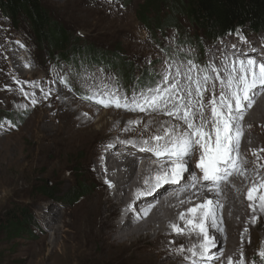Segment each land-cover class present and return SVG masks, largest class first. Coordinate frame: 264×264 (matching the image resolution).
<instances>
[{
	"label": "rangeland",
	"instance_id": "374dc122",
	"mask_svg": "<svg viewBox=\"0 0 264 264\" xmlns=\"http://www.w3.org/2000/svg\"><path fill=\"white\" fill-rule=\"evenodd\" d=\"M40 2L59 24L75 37L80 38L84 45L110 55L118 53V59H123L122 64L127 63L124 68L120 66L125 73L121 76H124L123 79L117 78V73L114 74L105 68L101 69L93 65L86 68L90 72L103 70L105 76H114L120 86L123 80H129L131 72H134L133 76L136 77V69L139 71L141 68L150 71L156 80L159 79L157 72L163 60L167 58L165 53L172 58L178 56L185 62L192 59L201 66L214 63L217 67L221 55L232 53L234 49H238V52L244 49L264 59V30L247 25L231 29L217 39L209 38L203 34L204 32L193 27L183 14L175 18L173 8L169 7L166 0L162 3L155 0L148 6L147 11L143 7L148 0H111V2L109 0H40ZM171 3L173 4V1ZM170 17L173 18L174 24L167 26L165 21ZM17 29H13L0 14V122L5 124V127L0 129V220L20 215L26 221L23 230L18 234L0 233V264H29L37 261L42 251L46 252L53 233L50 232L49 235L43 233L41 209L52 207L56 216H62L90 196L96 188L98 179L96 176L93 182L90 181L84 172V166L89 163L93 167L96 161L104 158V156L100 158L93 156V153L106 149L105 145L113 142L114 149H125V152L130 149L133 153L142 154L134 160L138 168L137 164L139 160L145 158L146 152H140L131 146H123L119 140L132 139L139 143L141 135L147 138L154 132L143 130L147 119L143 113H131L115 108L104 109L82 101L81 86L76 82L75 75L69 71V66L80 72L81 66H84L83 62L78 58L75 61L73 57L71 62L61 61L58 56H48L47 51L38 50L31 42L24 25ZM178 46L182 47V51L176 53L175 49ZM16 48L21 57H26L27 67L23 70L14 69L10 61L13 56L11 50ZM237 55L243 56L240 53ZM217 57L220 59L216 61ZM53 66L58 70L63 66L64 71L53 72ZM59 75L69 76L71 83L68 87L59 83ZM32 81H39L45 90L49 88L53 90L48 99L41 100L35 107L31 105L30 99L25 98L18 90L23 88L26 92H34L39 98L40 89L29 86ZM122 88L129 95L133 90L132 86H122ZM217 91H219L218 86ZM58 101L60 105L67 107L64 112L71 111L83 117L91 114L92 118L88 120L96 133L86 140L82 149L73 154L64 156L59 151L57 153L59 160L56 159L52 165L40 171V165L43 164H30L29 156L35 147V125L38 124L42 113L58 108ZM20 104L25 105L26 114L25 109L17 108ZM62 114L63 112H57V115ZM120 114L139 119L141 124L130 133L122 131L124 129L122 127L117 136L109 129L99 130L103 123L110 124L111 117ZM100 115H107V119L103 122L99 121ZM53 117L52 115L51 119ZM245 129L249 130L248 127ZM256 138L262 139L258 146L264 149L263 135L251 134L248 142L251 143ZM36 203L40 206L37 207ZM144 208L140 210L139 215ZM257 241L251 249L252 253L247 255L243 253L246 264H264V261L254 260L260 258L258 253L261 243L264 242V236ZM67 252L68 250L61 257L70 256V252ZM172 260L162 262L169 263ZM58 264L65 262L60 260ZM109 264L146 263L125 259Z\"/></svg>",
	"mask_w": 264,
	"mask_h": 264
},
{
	"label": "bare ground",
	"instance_id": "6f19581e",
	"mask_svg": "<svg viewBox=\"0 0 264 264\" xmlns=\"http://www.w3.org/2000/svg\"><path fill=\"white\" fill-rule=\"evenodd\" d=\"M234 50L232 53L221 55V59L227 58L228 62L232 63L237 58H246L244 55L238 57V49ZM11 54L13 56L10 61L14 69L23 70L27 67L26 57H21L17 48L12 49ZM218 59L220 57H217L216 61ZM57 105L56 110L41 112L39 122L35 125V147L29 156L30 164H43L40 165V171L58 159L59 151L64 156L73 154L82 149L86 140L96 133L88 120L92 118L91 114L84 118L71 111L64 112L67 107L60 105L59 101ZM57 112H63V114L57 115ZM52 115L54 117L51 119ZM146 118V123L149 120L156 122L150 131H155L159 122L169 120V117L165 116H146ZM106 119L107 115L98 117V120L102 122ZM130 120L135 119L121 114L115 115L111 117L110 124L103 123L99 130L109 129L117 136L118 131ZM117 123L119 128L114 129L113 125ZM80 126L84 127L79 128ZM247 127L249 130L245 129ZM242 128L240 154L247 161L243 164V168L250 170L256 163L264 164V152L258 146L262 139L256 138L251 143L248 142L251 134L252 136L257 134L264 136V93H259L255 97L253 106L246 111ZM59 145L61 147H58ZM254 152L260 155L259 161L253 155ZM140 155L142 154L133 153L130 150L125 152V149H114V147L111 150L100 149L93 153V156H104L103 159L96 161L93 167L89 163L84 166V172L90 181L93 182L97 176L96 188L89 197L65 215L56 216L52 207L44 209L41 207L43 209H41L40 217L43 219L42 231L47 233L46 235L50 232L53 234L46 252L42 251L37 261L32 260L33 262L29 264H58L60 260L65 264H109L125 259L140 260L146 264H189L184 261L183 256L175 254V249L183 248L184 254L190 255L187 249L193 244L198 245L200 237L196 234H178L173 232L170 225L176 224L184 229L185 221L180 219V214L184 213L186 218H191L187 209L203 203L206 199L216 198L215 193L207 189L201 191L199 184L187 191H180L184 183L182 181L181 185H164L150 195L133 201L134 190L137 188L145 190V177L151 176L157 170V165L154 163L156 158L152 153H146L145 158L139 160V164L141 161L146 164V174L136 175L134 160ZM196 159L198 156L191 161V171ZM259 175L264 176V168L259 170ZM185 176L187 177L188 174L186 173ZM105 181L111 183L113 187L109 188ZM256 181L257 176L249 172L245 176L234 174L221 185L218 197L221 207L217 210V215L222 222L223 235L210 229L211 234L219 237L217 248L219 247L223 252L220 260L215 264H227L229 258L235 262L240 257L241 249L245 255L252 253L254 243L264 236V214L257 211L255 213L257 220L254 224L251 223L253 212L249 209V201L246 198L248 189ZM260 191L264 190H258L257 195ZM145 204L152 205L150 214L141 219H134L139 213L134 214L129 211V206L131 205V209H134L137 205L144 206ZM36 206L39 207L40 204L36 203ZM245 227L248 228V232L244 233L242 239L241 233ZM66 250L70 252V256L67 257L65 253L66 257L62 258ZM258 259L254 260L262 261L261 257ZM165 260L172 261L163 263L162 261Z\"/></svg>",
	"mask_w": 264,
	"mask_h": 264
},
{
	"label": "snow or ice",
	"instance_id": "6c2138e0",
	"mask_svg": "<svg viewBox=\"0 0 264 264\" xmlns=\"http://www.w3.org/2000/svg\"><path fill=\"white\" fill-rule=\"evenodd\" d=\"M181 51V46L175 49L176 53ZM233 54L235 55V50ZM165 55L167 58L157 72L159 79L154 84L143 87L134 85L130 95L114 76H105L101 69L90 72L82 65L80 72H76L71 66L69 71L75 75L76 82L81 86L82 101L104 109L115 108L143 113L145 116L169 117L168 121L159 122L155 131L147 138L141 135L139 143L132 139L119 140L123 146L152 153L156 158L154 163L157 170L151 176L145 177V190L138 189L133 196L139 200L164 185H181L182 181L184 183L180 191H187L199 184L201 191L207 189L215 193L216 198L206 199L203 203L187 209L191 218H186L184 213L180 214V219L185 221L184 229L176 224L170 225L173 232L196 234L200 237L198 245L193 244L187 249L190 255H185L183 248L175 249L176 255L183 256L184 261L189 264H215L223 252L217 248L219 237L211 234L210 229L223 235L222 222L217 215V210L221 207L218 200L221 185L234 174H255L257 181L248 189L246 197L249 201L248 207L253 212L250 222H256L257 211L264 214V191L257 195L258 190H264V176L259 175L264 164L256 163L252 169H244L243 164L247 161L240 154L245 113L253 106L255 97L264 93V61L246 57L229 63L224 58L217 67L214 63L201 66L192 59L185 62L178 56L172 58L167 53ZM52 71L63 72L64 68L61 66L58 70L53 66ZM58 79L65 87L71 83L68 75H59ZM29 86L40 89L39 98L34 92H26L23 88L18 90L25 98L30 99L33 107L41 100L48 99L53 91L51 88L45 90L39 81H32ZM17 108L25 109L26 114L25 105H17ZM154 123V120H149L143 130L150 131ZM140 124L139 119L130 120L123 131L133 132L134 126ZM4 127V122H0V129ZM113 128H119V124H114ZM114 146L113 142H108L105 148L111 150ZM253 155L257 161L260 160L258 153L254 152ZM197 156L195 168L199 170V175L190 170L191 161ZM105 183L109 188L113 187L108 181ZM151 207L149 204L134 219L146 217ZM128 210L131 211V205ZM247 232L248 228L245 227L241 233L242 239ZM258 255L264 261V242L261 243ZM227 264H246L243 249L238 260L234 262L229 258Z\"/></svg>",
	"mask_w": 264,
	"mask_h": 264
},
{
	"label": "trees",
	"instance_id": "16d2710c",
	"mask_svg": "<svg viewBox=\"0 0 264 264\" xmlns=\"http://www.w3.org/2000/svg\"><path fill=\"white\" fill-rule=\"evenodd\" d=\"M154 1L148 0L143 7L144 10L147 11L148 6ZM166 2L173 8L175 18L183 14L193 27L204 32L203 34L209 38L217 39L231 29L247 25L264 30V0H166ZM0 14L15 30L24 25L31 42L38 50L47 51L48 56H58L61 61L71 62H73L71 57L75 61L78 58L85 67L98 66L117 73V78H124L121 77L124 73L122 70L127 63L122 64L123 59H118V53L110 55L84 45L80 38L71 34L48 13L40 0H0ZM165 22L167 26L174 24L172 17ZM238 53L254 55L244 49H240ZM133 74L134 72H131L129 80L122 81L123 87H134L137 84L143 87L156 82L154 75L147 69L141 68L139 71L136 69V77ZM25 221L20 215L0 220V233L18 234L23 230Z\"/></svg>",
	"mask_w": 264,
	"mask_h": 264
},
{
	"label": "clouds",
	"instance_id": "9594fccd",
	"mask_svg": "<svg viewBox=\"0 0 264 264\" xmlns=\"http://www.w3.org/2000/svg\"><path fill=\"white\" fill-rule=\"evenodd\" d=\"M100 158V157H99ZM139 168H136L135 170H138ZM134 173H135V171H134ZM125 176H126V174H125ZM143 207H146V205H144V206H140V205H137L136 206V208H137V210L139 211V213H140V210L143 208Z\"/></svg>",
	"mask_w": 264,
	"mask_h": 264
},
{
	"label": "water",
	"instance_id": "95a60500",
	"mask_svg": "<svg viewBox=\"0 0 264 264\" xmlns=\"http://www.w3.org/2000/svg\"><path fill=\"white\" fill-rule=\"evenodd\" d=\"M239 25V24H238ZM239 27V26H238Z\"/></svg>",
	"mask_w": 264,
	"mask_h": 264
}]
</instances>
